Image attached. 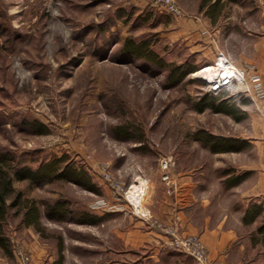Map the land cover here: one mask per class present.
<instances>
[{"label": "rangeland", "instance_id": "obj_1", "mask_svg": "<svg viewBox=\"0 0 264 264\" xmlns=\"http://www.w3.org/2000/svg\"><path fill=\"white\" fill-rule=\"evenodd\" d=\"M164 1L182 15L168 13ZM128 38L149 40L167 62H190L198 71H222L224 60L245 80L216 94L210 91L214 81L196 71L172 86L166 69L124 53ZM195 42L212 44L197 52ZM206 94L236 106L241 119L198 112L195 104ZM35 122L45 127L43 134ZM120 128L131 137H122ZM203 132L264 140V0H0V151L32 167L67 155L98 190L64 180L18 181L10 171L14 188L43 215L35 227L24 222V208L10 210L3 228L11 255L0 249V264H24L19 251L31 264H58L61 255L62 264H198L185 253L171 254L164 230L188 233L152 210L163 191L160 160L170 157L171 170L192 162L207 168L202 188L218 219L243 198L242 187L227 191L220 172L240 175L234 167L252 162L257 150L247 143L242 152L216 154L199 139ZM102 170L124 186L120 201ZM163 186L174 194L175 184ZM60 200L73 213L89 212L101 221L87 223L77 214L53 219L47 206ZM101 203L114 209H98ZM252 241L260 247L246 252L242 264L264 260L260 240ZM241 258L234 256L233 264Z\"/></svg>", "mask_w": 264, "mask_h": 264}, {"label": "trees", "instance_id": "obj_2", "mask_svg": "<svg viewBox=\"0 0 264 264\" xmlns=\"http://www.w3.org/2000/svg\"><path fill=\"white\" fill-rule=\"evenodd\" d=\"M151 45L149 40L137 42L132 38H128L124 42L122 49L127 55L145 60L146 62L159 66L161 69H166L168 71L167 80L172 86L180 85L191 73L198 71L199 66L191 64L190 62L180 65L167 62ZM192 82L198 83L196 80H192ZM235 107L225 100H220L213 94H206L195 104V109L200 113L211 109L217 113L231 115L236 121H239L241 118L237 116ZM33 126L37 128V133H44L45 127L42 124L35 122ZM120 131L122 137L126 139L131 137L128 130L120 128ZM199 139L213 153L238 152L242 151L247 145V142L240 139L214 136L213 134H206V132H203L199 136ZM69 158L67 155H63L62 157L54 156L50 160H40L36 167H32L31 165L24 164L27 160L17 159L16 155L11 152L0 151V249L4 255H11V242L4 234L3 228L10 210L16 207L24 208V222L27 225L35 227L40 226L43 215L36 203L33 201H25L22 198L21 192L14 188V178L18 181H29L32 184L40 182L49 183L55 180L72 181L89 191L98 192L92 176L83 167H78L72 163ZM10 171L14 172V178L11 176ZM226 175H230L225 180L227 188L236 187L246 180V174L226 173ZM47 209L50 216L57 220H66L71 214H77L81 221L87 223L96 224L101 221V218L89 212L73 213L69 208L68 202L62 200L53 205H48ZM259 215L260 209H249L246 214V222L251 223L255 221ZM171 254L178 257L184 253L171 248ZM62 260L63 256L61 255L58 264H62Z\"/></svg>", "mask_w": 264, "mask_h": 264}, {"label": "crops", "instance_id": "obj_3", "mask_svg": "<svg viewBox=\"0 0 264 264\" xmlns=\"http://www.w3.org/2000/svg\"><path fill=\"white\" fill-rule=\"evenodd\" d=\"M181 31L183 35L185 30L182 29ZM197 31L202 32V27L199 26ZM211 44L195 42V51L202 52L205 48L211 47ZM240 139L243 141L247 139V143L253 145L257 150L252 162L240 165V169L234 167L240 174H246V180L236 187L227 188V191H232L242 187L243 198L238 199L236 203L238 209L230 208L228 211L220 213L218 219L213 218L208 209L215 204H213L207 189L202 188L204 185L202 181L205 182L207 177V168L199 166V164L194 165L193 162L190 166L177 167L171 170L175 184V191L172 195H167L164 192V181L160 176V186L163 191L160 196L156 197L155 195V202L151 203L152 210L159 219L175 225L181 232L201 235L212 262L220 261L224 264H233L234 256L241 255L240 262L242 264L246 252L260 247V245L253 246V238L256 241L260 240L256 244H261V249L264 251V224H259L264 214V140L260 137L250 140L245 137ZM247 147L248 145L245 148ZM220 175L219 180L223 184L229 176L222 171ZM203 192L208 194L203 195ZM242 205L244 206L242 207ZM253 208L260 209V215L255 221L248 223L246 222V214L249 209ZM252 225H258L255 232L245 230ZM243 241L245 245L240 244ZM246 264H254V261H246ZM257 264L260 263L257 261ZM261 264H264V260L261 261Z\"/></svg>", "mask_w": 264, "mask_h": 264}, {"label": "built area", "instance_id": "obj_4", "mask_svg": "<svg viewBox=\"0 0 264 264\" xmlns=\"http://www.w3.org/2000/svg\"><path fill=\"white\" fill-rule=\"evenodd\" d=\"M163 3H165L166 5L165 9L167 10L168 13L174 16L182 15L181 10L174 4L166 1H164ZM225 71L232 73H229L227 76H224L221 79H218L217 81L211 83L210 86L211 92L217 94L219 92H222L234 81H241L240 78L245 80L244 72L234 67L233 65L229 66ZM160 161H161L160 166L161 169L163 170L162 180L168 187H171L174 184L172 178L173 176L171 173L172 159L166 156L163 157ZM102 171H103V178L114 190L116 201H120V198H122L124 196L123 194L125 193L124 186L119 182H114L108 173L104 172V170ZM168 192L171 191L168 189ZM97 208L103 210L114 209L113 207L108 206L105 203H101L100 205L97 206ZM164 233L168 237L169 240L168 244L171 247L185 253L186 255L191 256L198 264H224L223 262L220 261L212 262V260L210 259L208 249L200 235L197 234L179 235L174 229L171 228L164 230ZM17 256L23 261L24 264H31L30 257L24 254L22 251H19Z\"/></svg>", "mask_w": 264, "mask_h": 264}, {"label": "bare ground", "instance_id": "obj_5", "mask_svg": "<svg viewBox=\"0 0 264 264\" xmlns=\"http://www.w3.org/2000/svg\"><path fill=\"white\" fill-rule=\"evenodd\" d=\"M221 62L222 63L220 64V66H221V70L223 72L216 70V69H213L212 67L208 66V67H205L204 69L198 71L196 73V76L198 77V75H199L200 77H203L206 80L209 79L210 81H217L218 79H221L222 77L227 76L229 73H232V72L225 71L229 66H232V64H230L229 62H226L224 60H221ZM215 75L216 76L218 75L219 77L216 78Z\"/></svg>", "mask_w": 264, "mask_h": 264}]
</instances>
